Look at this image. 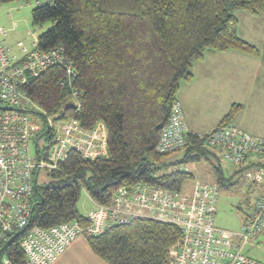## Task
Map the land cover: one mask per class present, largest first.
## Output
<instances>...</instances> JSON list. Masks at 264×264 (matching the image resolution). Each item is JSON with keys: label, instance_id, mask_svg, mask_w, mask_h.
<instances>
[{"label": "trees", "instance_id": "trees-1", "mask_svg": "<svg viewBox=\"0 0 264 264\" xmlns=\"http://www.w3.org/2000/svg\"><path fill=\"white\" fill-rule=\"evenodd\" d=\"M20 1L28 0H0V4ZM45 1L31 10L33 26L51 23L37 37V49L61 46L77 76L71 88H62L64 70L52 67L29 81L27 96L47 116H72L82 129L102 122L108 156L89 160L69 153L59 171L49 174L51 181L36 186L27 230L74 221L85 225L78 211L82 191L92 202L109 206L123 185L142 183L179 192L194 181L191 172L167 173V169L215 157L204 145V136L188 134L178 160L167 161L169 155L155 153L171 105L180 83L191 81L193 63L207 51L258 55L238 36L235 12L264 14V0ZM71 89L81 92L77 112ZM239 109L241 105L233 104L218 126L232 122ZM212 177L218 188L233 186L218 166H213ZM23 235V231L10 233L0 241V264L4 260L26 264ZM84 238L105 264H168V251L179 230L140 219Z\"/></svg>", "mask_w": 264, "mask_h": 264}, {"label": "built area", "instance_id": "built-area-1", "mask_svg": "<svg viewBox=\"0 0 264 264\" xmlns=\"http://www.w3.org/2000/svg\"><path fill=\"white\" fill-rule=\"evenodd\" d=\"M35 0L34 7L45 5ZM8 31L0 26V241L14 232L23 231L21 248L26 264H52L79 237H96L116 225H129L135 220H154L174 225L178 240L169 248L168 264H264L248 257L244 248L253 237H264V138L250 135L232 124L215 127L204 134V145L220 152L231 165L246 167V180L253 187L249 211L244 215L241 230H227L215 225L219 188L214 184H190L184 192L166 191L150 184L120 186L109 206L92 202L85 217L86 224L77 221L50 228L32 227L31 217L34 186L40 171H59L71 152L82 158H106L107 133L104 124L96 122L90 130L82 129L70 116L62 119L57 113L47 116L27 96L26 86L52 67L64 70L61 87L71 88L77 76L61 46L39 51L37 42L28 48L16 45V52L7 41ZM74 109L80 107L81 92L71 89ZM68 105V104H67ZM30 108L39 109L46 130L35 134L36 123ZM64 111V108L62 109ZM48 128V130H47ZM46 133L41 150L37 140ZM191 133L176 99L169 118L155 147L158 155L181 151ZM190 173L186 165L170 166L167 173ZM4 264H9L3 261Z\"/></svg>", "mask_w": 264, "mask_h": 264}, {"label": "rangeland", "instance_id": "rangeland-1", "mask_svg": "<svg viewBox=\"0 0 264 264\" xmlns=\"http://www.w3.org/2000/svg\"><path fill=\"white\" fill-rule=\"evenodd\" d=\"M34 1L0 4V26L9 31L7 41L14 52L16 42L21 41L30 48L33 42H37V37L51 26L50 22H45L39 27L32 25L31 10L35 6ZM257 15L254 17L248 11L237 10L235 12L238 21L237 34L245 42L250 44L252 42V46L264 52V17L259 16L264 14ZM233 53L235 52H228L227 56H216L206 60L205 64L196 65L191 81L180 83L176 98L180 100L187 124L200 132L213 129L230 107L238 104L241 105V109L229 124L250 135L264 138V89H261L264 85V64L254 61L251 63L248 59L250 55ZM252 86L254 90L251 89ZM29 110L33 111L29 116L36 123L35 134L40 135L47 127L43 113L36 108ZM46 138L45 133L37 140L39 150L46 144ZM212 152L215 157L208 155L207 160L189 163L186 166L189 167L196 182L209 184L215 183L212 177L213 166L221 168L223 176L233 186L219 188L215 225L239 231L254 194L251 183L246 180V170L239 171L238 167L226 162L220 152L214 150ZM182 155L183 150L167 156L166 160L175 161ZM50 181L49 174L40 171L37 185L43 186ZM189 185L184 186V192L188 191ZM92 208H94L92 201L82 191L78 211L82 216H86ZM246 250L251 257L264 263L263 236L253 237L251 249L248 247Z\"/></svg>", "mask_w": 264, "mask_h": 264}, {"label": "crops", "instance_id": "crops-1", "mask_svg": "<svg viewBox=\"0 0 264 264\" xmlns=\"http://www.w3.org/2000/svg\"><path fill=\"white\" fill-rule=\"evenodd\" d=\"M252 14V13H251ZM254 17L258 16V15H255L253 14ZM259 16H262L264 17V15H259ZM9 32V31H8ZM8 35V34H7ZM241 37V36H239ZM243 39V38H242ZM18 43H22L21 41H18L14 44L15 46V49H16V45ZM250 44V43H249ZM251 45H252V42H251ZM256 48V47H255ZM257 49V48H256ZM258 50V49H257ZM228 52H232V51H227V52H213V51H207L205 53V55H207L205 57H203L202 60L200 61H197L195 63H193L192 65V68H191V73H192V76H193V73L195 71V66L196 65H202V64H205L206 60H209V59H212L216 56H227L226 54H228ZM235 52V51H233ZM233 54H238V52H235ZM243 56V55H242ZM246 56V55H245ZM249 60H251V63L254 62H262V64H264V52H260L258 50V55H254V56H248ZM207 58V59H206ZM264 77V76H263ZM255 84V82L253 83ZM254 86V85H253ZM251 87L252 90H254V87ZM261 89H264V85L263 87H261ZM179 102L180 100L178 98H176ZM260 100V99H259ZM260 104V103H258ZM186 121V120H185ZM187 123V122H186ZM219 123V122H218ZM188 125V124H187ZM218 124L215 126L217 127ZM189 129L191 131V133L195 134V135H198V136H203L204 134L206 133H209L210 131H212L213 129L209 130V131H203V132H200L198 131L195 127H192V126H189ZM259 137V136H258ZM262 138V137H261ZM195 181V179H194ZM203 183V182H202ZM209 184V183H208ZM251 190L253 191V187L251 188ZM216 215V214H215ZM243 223H244V220H243ZM242 223V225H243ZM251 249V240H250V243L247 244L244 248V252L245 254L251 258V255L250 253L248 252V250H246V248ZM52 264H105L103 261H101L98 257H96L91 251L90 249L88 248L87 246V243H86V240L84 237H79L78 239H76L62 254H60Z\"/></svg>", "mask_w": 264, "mask_h": 264}, {"label": "water", "instance_id": "water-1", "mask_svg": "<svg viewBox=\"0 0 264 264\" xmlns=\"http://www.w3.org/2000/svg\"><path fill=\"white\" fill-rule=\"evenodd\" d=\"M47 130H48V128H47ZM34 189H36V185L34 186Z\"/></svg>", "mask_w": 264, "mask_h": 264}]
</instances>
